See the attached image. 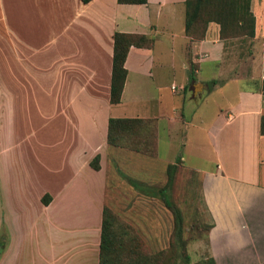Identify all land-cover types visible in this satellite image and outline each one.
<instances>
[{
	"label": "rangeland",
	"instance_id": "obj_1",
	"mask_svg": "<svg viewBox=\"0 0 264 264\" xmlns=\"http://www.w3.org/2000/svg\"><path fill=\"white\" fill-rule=\"evenodd\" d=\"M47 1L0 0V102L6 89L2 82L7 79V76H3L2 62L4 59L7 65L8 54L12 51L6 40L8 30L3 10L7 8L8 14L12 12L16 15L18 8L22 13L30 7L46 15ZM31 16L32 13L27 12L26 20L22 18V25L13 21L12 25L16 24L17 31L12 34L36 50L31 52L32 59L51 58V51L63 47L65 43L60 39H51L50 32L54 28L39 20L37 14L34 24ZM196 26L198 33L195 38H198L202 24ZM227 32L233 34L231 29ZM239 35L226 40L238 43L236 37ZM17 46L26 51L30 49L22 43ZM28 63L32 67L29 65L20 70L21 82L26 90H18V85V88L13 87L15 95L9 94L6 103L8 112L2 115L1 111L0 264H85L87 260L97 264L102 209L111 221L112 248L106 253L108 264H256L239 256L224 258L216 244L211 247L210 255L208 235L212 223L203 208L196 169L214 168L215 165L216 157L206 143L205 130L215 110L224 105L217 91L210 90L211 86L208 85V91L201 90L198 97L189 98L187 90L190 81L187 82V89L178 86L186 81L189 69L186 72L176 71L174 86L171 85L170 89L168 85L156 86L152 83H147L141 89H131L126 93V98L129 94L134 98L139 95L140 98L136 102L128 99V109L147 114L150 104L141 100H158V104H152L160 112L156 154L154 149L150 154L147 151L143 153L152 157L148 158L147 167H144L126 154L121 153L122 159L115 161L111 154L106 153V162L102 164L100 172H94L89 165L88 183H85L84 191L78 186L75 188L77 192L70 194L66 193L65 182L70 176L68 158L71 147L79 144V133L74 131L75 120L65 108L64 87L56 89L57 98L54 95V99L49 97L54 89L38 86L41 70L37 68L39 66L35 68L30 60H27ZM249 64L251 58L243 57V66L248 69ZM12 75L15 79L16 73ZM209 75L210 67L203 63L196 78L206 81ZM226 77H229V73ZM219 80L224 81L223 78ZM21 95L25 96L20 101L18 97ZM178 96L183 97L182 119L176 129H172L166 124V116L174 105L177 110L175 117H178L179 108L175 104ZM104 105L103 98L95 104L96 107ZM125 112L131 111L125 109ZM110 113L116 114V110ZM90 119L91 116L88 127L83 124L84 130H87L83 140L88 141V152L91 153L101 135L97 130H92L94 127L90 125ZM154 121L150 118H132L129 125L134 131L130 134L129 128L121 131V135L127 134L118 139L119 145L113 147L128 150L124 148L128 145V139L131 141L138 137L134 134L136 127L142 131L141 127L147 124L155 132ZM3 141L8 143L9 149L1 153ZM115 148L110 147L112 150ZM93 157L90 156V161ZM136 157L141 161V156ZM176 159L179 161L175 162ZM95 162H99V157ZM172 163H175V168L169 177L168 165ZM102 179L103 196L101 190L100 194L97 193ZM131 182L137 186H132ZM54 191H58L56 194L64 193L57 197L55 207L46 215L40 206V203L44 204L41 197ZM86 243L88 248H85Z\"/></svg>",
	"mask_w": 264,
	"mask_h": 264
},
{
	"label": "crops",
	"instance_id": "obj_2",
	"mask_svg": "<svg viewBox=\"0 0 264 264\" xmlns=\"http://www.w3.org/2000/svg\"><path fill=\"white\" fill-rule=\"evenodd\" d=\"M46 4L47 16L30 7L27 10L32 13L34 24L37 14L39 20L54 28L50 32L51 39H60V42L65 43L63 47L51 51L49 57H52L46 59H32L31 52L36 50L12 34L17 31L15 25L18 22L22 25V18L26 20L27 12L21 13L18 8L15 15L12 12L8 14L7 8L3 10L8 30L6 40L12 51L8 54L7 65L4 59L2 62L3 76H7V79L2 82L6 89L0 102V120L1 111L2 115L8 112L9 106L6 103L9 94L15 95L13 87H19L20 91L26 87L22 85L20 70L29 67L27 60L41 70V77L37 79L38 86L54 89L49 97L53 98L54 95L57 98L56 89L64 87V105L75 120L74 131L79 133V144L70 150V176L65 182L66 193L74 194L77 192L75 188L79 186L84 191V185L88 183L91 155L97 154L99 157L98 169H91L94 172L101 171L102 164L106 162V153L111 154L115 161L122 159L121 153L126 154L136 160V164L147 167V160L152 157L106 143L107 120L109 117L154 119L156 154L157 119L160 112L152 104L158 100H141L142 103L150 104L148 113L136 112L128 109V99L136 102L139 95L134 98L129 94L126 98V93L131 89H141L147 83L168 85L170 89L176 71L192 70L193 80L187 76L186 81L178 85L179 88H186L190 81L187 91L189 98L195 99L201 90H207L210 85V90L217 91L224 103L223 107L215 110L205 130L206 143L211 146L216 157L214 168L196 169L203 208L212 223L208 235L210 253L211 247L216 244L224 258L239 256L256 264L264 262V0L249 1L253 33L251 36L240 34L236 37L238 43L220 38L219 26L212 21L207 23L200 39L190 40L184 32V0H146L142 4H120L116 0H89L86 3L79 0H48ZM10 15L12 18H9ZM13 21L16 24L12 25ZM115 31L144 34L152 39V45L128 48L123 63L126 76L120 100L110 104L108 90L112 34ZM21 43L30 49L25 47L28 49L26 51L17 48V44ZM246 56L251 58L248 69L243 66V57ZM203 63L210 67L206 81L196 78ZM13 72L16 73L15 79L12 77ZM227 73L229 77H226ZM220 78L224 81L220 82ZM211 81L215 82L210 84ZM192 89L196 90L195 95ZM24 96H19L18 100H24ZM102 98L105 105L96 107L95 104L102 101ZM182 101L183 97L180 96L175 99L180 112L178 117H175L177 110L174 105L166 116V124L172 129H176L182 119ZM124 106L126 111L131 112L124 113ZM111 110H116V114H111ZM90 116V125L94 127L92 130H97L101 135L91 153L88 152V141L83 140L84 132L87 131L83 124L89 126ZM6 149H9V145L3 141L1 153ZM136 156H141L142 162L135 159ZM97 190L103 196L104 179ZM54 192L48 194L46 204L40 203L46 215L55 207L57 197L64 193ZM87 246L86 243L85 248ZM84 263L91 264L89 260Z\"/></svg>",
	"mask_w": 264,
	"mask_h": 264
},
{
	"label": "trees",
	"instance_id": "obj_3",
	"mask_svg": "<svg viewBox=\"0 0 264 264\" xmlns=\"http://www.w3.org/2000/svg\"><path fill=\"white\" fill-rule=\"evenodd\" d=\"M79 1L86 3L89 0ZM145 1L146 0H116V2L120 4H142L145 3ZM249 1L250 0H184V32L190 40L200 39L204 34L207 23L212 21L218 24L219 37L222 39L231 38L235 35L237 36L238 33L251 36L253 33V16L249 10ZM200 23L202 24L199 32L201 36L195 38V35L198 33L196 25H199ZM230 29L233 34H228L227 31H230ZM235 30H239L240 32L236 33ZM151 45L152 39L144 34L113 32L108 90V102L110 104H116L120 100V94L126 76V69L124 68L123 63L128 48L130 46L150 47ZM188 76L189 79L193 80L192 70H190ZM214 82L215 81H211L210 84H213ZM131 119L132 118H108L106 130V143L108 145H119L118 139L127 134L125 133L121 135V131L124 132L128 128L129 134L134 131L129 125ZM141 128L142 131L136 127V132L134 134L138 137L131 140L132 142L129 139L128 141L126 140L128 145L124 146V148L145 154L147 151L150 154L153 149L155 151L154 129H151L147 124ZM97 159L98 155L96 154L91 161H89V165L94 170L98 169V163L95 162ZM177 161H179V159H176L175 162ZM173 168H175V163L168 165L169 177ZM167 182L169 183V178ZM131 185L134 187L137 186L134 182H131ZM48 200L49 196L47 194H44L41 197V201L44 204H46ZM105 212L106 211L102 209L100 213L97 264H108L106 253L107 250L112 248L110 237L112 236L110 230L111 221ZM185 260H187V256H185ZM261 264H264V262Z\"/></svg>",
	"mask_w": 264,
	"mask_h": 264
},
{
	"label": "water",
	"instance_id": "obj_4",
	"mask_svg": "<svg viewBox=\"0 0 264 264\" xmlns=\"http://www.w3.org/2000/svg\"><path fill=\"white\" fill-rule=\"evenodd\" d=\"M204 86H205V85H204ZM191 91H192V94L195 95L196 90H195V89H192Z\"/></svg>",
	"mask_w": 264,
	"mask_h": 264
},
{
	"label": "built area",
	"instance_id": "obj_5",
	"mask_svg": "<svg viewBox=\"0 0 264 264\" xmlns=\"http://www.w3.org/2000/svg\"><path fill=\"white\" fill-rule=\"evenodd\" d=\"M172 88H173V86H172Z\"/></svg>",
	"mask_w": 264,
	"mask_h": 264
}]
</instances>
